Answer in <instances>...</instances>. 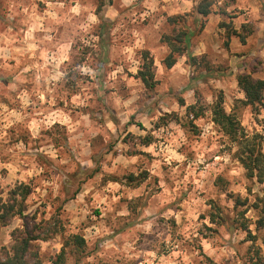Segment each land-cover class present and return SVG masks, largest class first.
<instances>
[{"label": "clouds", "instance_id": "clouds-1", "mask_svg": "<svg viewBox=\"0 0 264 264\" xmlns=\"http://www.w3.org/2000/svg\"><path fill=\"white\" fill-rule=\"evenodd\" d=\"M6 7L0 264H264V0Z\"/></svg>", "mask_w": 264, "mask_h": 264}, {"label": "trees", "instance_id": "trees-1", "mask_svg": "<svg viewBox=\"0 0 264 264\" xmlns=\"http://www.w3.org/2000/svg\"><path fill=\"white\" fill-rule=\"evenodd\" d=\"M238 79H240L238 77ZM243 135V133H242ZM256 135L253 136L251 141H245L242 145L241 149V155H243L245 152H247V157L245 158L244 162L246 166L250 165L252 163V154L256 153V164L257 166L264 165V156H260L258 152V148L260 147L259 141H256ZM143 142V141H142ZM262 175H264V170H262ZM4 207V206H0ZM10 207V206H9ZM9 208H5V214L4 216L0 217V223L8 222L11 218L10 215H8ZM17 239V244L19 246V254L22 256L21 264H25V261H27V264H38V261L35 259V252L30 250V247H28L27 241L29 240H35V239H46V236L37 237L33 235L32 231H28L27 235L25 233L17 232L15 234ZM23 241V243H22Z\"/></svg>", "mask_w": 264, "mask_h": 264}, {"label": "rangeland", "instance_id": "rangeland-1", "mask_svg": "<svg viewBox=\"0 0 264 264\" xmlns=\"http://www.w3.org/2000/svg\"><path fill=\"white\" fill-rule=\"evenodd\" d=\"M23 2V0H0V21H4L5 23H7L8 21H7V15H8V13H7V5H16V4H20V3H22ZM15 17L13 18V23L15 22ZM9 64H13V63H15L14 61H9L8 62ZM3 74V70L2 69H0V75H2ZM11 80V76H6L5 77V79H4V83H5V85H7V83L9 82ZM153 95H155V93H153ZM147 99L148 100H150L151 99V97L149 96V97H147ZM161 99H163V98H161ZM131 135V134H130ZM256 141L258 142V141H262V140H264V137H260L259 136V134H256ZM136 139H139V138H136ZM141 143H143L142 141H141ZM129 175H131V173H129ZM0 176H4V174L3 173H0ZM141 176H147V173L146 172H143V173H141ZM6 178V177H5ZM22 187L23 186H21V189H22ZM221 189L223 188V185L221 184ZM13 195V193H10V196H12ZM209 203H211V202H209ZM96 214L98 215L99 214V210H96ZM201 219L203 218V217H200ZM24 219H27V218H24ZM33 219H34V217H33ZM8 222H11V218L9 219V221ZM5 223H7V222H5ZM163 220H162V218H157L156 219V226L157 227H161V229H162V225H163ZM4 223H0V225H3ZM154 231H156V228H154ZM44 236H46L47 238L46 239H48V238H50L46 233L43 235V237ZM45 239V238H44ZM148 239L149 240H154V237L153 236H149L148 237ZM254 239V238H253ZM142 241H143V236H141V239L140 240H137V242H136V244H137V251H144V252H147V251H149L150 249L149 248H143V249H141L140 248V246H141V244H142ZM30 250L31 251H33L34 252V250L32 249V248H30ZM223 264H229V262L228 261H224L223 262Z\"/></svg>", "mask_w": 264, "mask_h": 264}]
</instances>
